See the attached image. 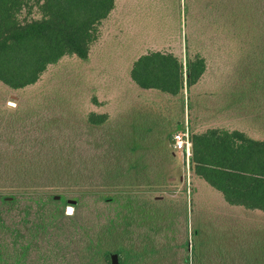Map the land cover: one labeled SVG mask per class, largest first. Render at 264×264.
Listing matches in <instances>:
<instances>
[{
  "label": "rangeland",
  "instance_id": "obj_1",
  "mask_svg": "<svg viewBox=\"0 0 264 264\" xmlns=\"http://www.w3.org/2000/svg\"><path fill=\"white\" fill-rule=\"evenodd\" d=\"M227 1L228 12L220 0H115L87 61L66 56L20 91L0 83L2 150L41 147L31 134L42 131L74 149L80 172L66 188L50 189L56 212H82L86 240L96 236L88 221L115 218L101 245L111 254L144 245L151 252L143 264H184L187 244L189 256L195 245L197 264H264V212L229 206L193 175L190 160L162 144L183 118L189 140L216 128L264 141V0ZM153 52L182 60L176 96L132 82L134 63ZM196 54L206 70L188 86L185 59ZM91 113L106 116L103 126L89 125ZM40 150L33 148L36 159L47 156ZM75 251L65 246L47 264H70Z\"/></svg>",
  "mask_w": 264,
  "mask_h": 264
},
{
  "label": "trees",
  "instance_id": "obj_2",
  "mask_svg": "<svg viewBox=\"0 0 264 264\" xmlns=\"http://www.w3.org/2000/svg\"><path fill=\"white\" fill-rule=\"evenodd\" d=\"M220 1V7L228 12V1ZM114 5L115 0H0V83L20 91L34 85L49 66L66 56L87 61L90 47L99 38V27ZM24 11L29 19L20 18ZM33 14L37 17H29ZM185 61L188 86H192L204 75L205 60L196 54L188 55ZM181 65L182 60L172 54L153 52L139 57L130 77L140 89L176 96L182 85ZM183 119L176 123L174 132L162 136L164 151L176 152L165 140L181 131ZM87 121L92 127H101L106 116L91 113ZM43 132L31 134L41 147L36 143L24 147L13 144L10 148L6 145L4 151L7 135H0V264H47L52 255L59 256L65 246L73 244L76 251L70 255V264H111V252L101 245L102 238L113 234L115 218L109 217L102 225L98 217L86 221L96 235L86 240L82 212L57 214L58 202L50 189L66 188L69 177H78L80 171L76 151L59 147L54 137ZM189 143L190 169L195 177L221 194L229 206L264 212V141L238 130L211 128L204 134H191ZM33 148L47 156L36 159ZM47 164H52L49 173ZM40 175L41 183L36 178ZM38 186H44L45 191L33 189ZM185 248L184 264H197L195 245L191 248L193 257L187 244ZM150 252L144 245L126 250L117 246L114 250L120 256L119 264H143Z\"/></svg>",
  "mask_w": 264,
  "mask_h": 264
},
{
  "label": "built area",
  "instance_id": "obj_3",
  "mask_svg": "<svg viewBox=\"0 0 264 264\" xmlns=\"http://www.w3.org/2000/svg\"><path fill=\"white\" fill-rule=\"evenodd\" d=\"M169 145L174 151L181 152L186 157L187 161L189 160L190 153L188 148L190 143L187 128H185L183 131L173 134L169 140Z\"/></svg>",
  "mask_w": 264,
  "mask_h": 264
},
{
  "label": "water",
  "instance_id": "obj_4",
  "mask_svg": "<svg viewBox=\"0 0 264 264\" xmlns=\"http://www.w3.org/2000/svg\"><path fill=\"white\" fill-rule=\"evenodd\" d=\"M165 143L167 144V140H165ZM188 149H189V153L191 154V146H189ZM54 198L57 199L58 197H54ZM110 263L111 264H119V262H118V256L116 254H111L110 255Z\"/></svg>",
  "mask_w": 264,
  "mask_h": 264
}]
</instances>
